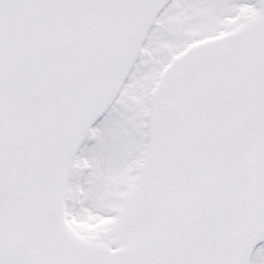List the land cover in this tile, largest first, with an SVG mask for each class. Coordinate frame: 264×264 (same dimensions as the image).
I'll use <instances>...</instances> for the list:
<instances>
[{
  "label": "snow or ice",
  "instance_id": "snow-or-ice-1",
  "mask_svg": "<svg viewBox=\"0 0 264 264\" xmlns=\"http://www.w3.org/2000/svg\"><path fill=\"white\" fill-rule=\"evenodd\" d=\"M0 264H264V0H0Z\"/></svg>",
  "mask_w": 264,
  "mask_h": 264
}]
</instances>
